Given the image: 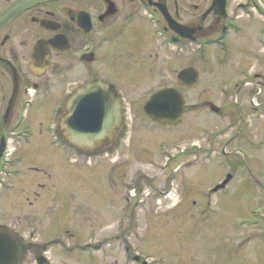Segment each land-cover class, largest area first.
Listing matches in <instances>:
<instances>
[{
    "label": "flooded vegetation",
    "instance_id": "flooded-vegetation-1",
    "mask_svg": "<svg viewBox=\"0 0 264 264\" xmlns=\"http://www.w3.org/2000/svg\"><path fill=\"white\" fill-rule=\"evenodd\" d=\"M184 28L190 30L193 42L182 38L181 34L186 33ZM199 43L223 45V59L232 77L219 90L223 111L230 118L221 135L226 136L238 124L234 134L237 138L253 124L255 132L258 131L256 134L259 133V144L264 147V0H0V199L9 194L11 187L6 180L16 174L14 166L21 161L19 156L29 151L34 142L60 155L72 152L93 156L96 163L103 156L127 154L128 122L133 120V116L128 118L127 111L134 113V108L142 109L154 92L174 87L162 81L157 85L153 83L155 88L150 89L156 76L164 80L168 75L170 81L176 83V74L183 67L182 54L189 55L185 66L192 67L198 58ZM233 47L239 50L236 62L231 58ZM106 70L123 75L125 83L121 85L114 79L102 77L106 76ZM97 79L109 83L115 90L120 99L121 116L113 138L90 151L66 142L59 122L66 114L70 94ZM158 85L162 86L156 87ZM142 117L149 128L172 127L153 122L145 115ZM154 139L155 145L158 139ZM229 140L232 139L227 138L225 145ZM195 146L196 143H190L179 150H173L172 146L167 154L161 148L158 153L151 148L155 152L152 155L157 154L156 164L160 169L169 170L161 185L143 179L140 185L143 189L138 190L131 179L128 180L130 162L138 161V156L146 149L140 145H135L132 159L109 168L104 185L110 188L111 197L115 202L119 198L121 203L133 204L131 215L127 214L125 205L121 208L124 211L118 218L121 233L115 237L126 253L130 250L128 240L137 230L131 224H134L133 214L139 209L138 204L146 205L149 197L155 204H165L181 193L195 194L191 184L186 189L178 185L179 168L172 166V162L180 160L182 163L187 159L182 164L192 167L197 160ZM229 160L226 158L221 166L232 172L239 164ZM110 162L119 161L116 158ZM118 166H123L125 171L118 172ZM118 174L123 179L118 180ZM141 176L152 178L151 173ZM232 178L213 191L221 181L216 182L207 193H202L203 196H227ZM101 183L102 180L95 197L103 195ZM46 192L51 193V190L46 189ZM239 194L240 186H237L232 196ZM39 196L36 191L33 197ZM179 202L180 197L174 207ZM80 215H102V212L92 214L85 209ZM190 218L195 219L194 215ZM145 223L148 222H143L146 227ZM156 236L165 241V236ZM26 247L33 251L34 260L41 255L42 264H50L45 246L33 243ZM23 248V244L20 245L21 251ZM130 258L136 263L149 258V264H154L149 254L136 252Z\"/></svg>",
    "mask_w": 264,
    "mask_h": 264
},
{
    "label": "rangeland",
    "instance_id": "rangeland-1",
    "mask_svg": "<svg viewBox=\"0 0 264 264\" xmlns=\"http://www.w3.org/2000/svg\"><path fill=\"white\" fill-rule=\"evenodd\" d=\"M221 50L211 46L200 51L193 65L199 74L198 85L192 90L180 88L185 103L180 123L171 128L152 129L143 122L141 109L134 108V113L131 109L127 111L128 118L133 116V120L128 122L130 145L127 154L103 156L98 163L92 158L90 164L83 166L84 157L80 155H60L34 142L24 155H15L21 157V161L15 163L16 174L6 180L11 189L6 198L0 199V224L5 230L14 232L25 248L20 253L18 264H36L33 251L26 250V246L45 240H55L50 249L47 247L50 264H134L128 259L133 251L149 254L154 264H264V147L255 145L260 137L253 124L237 138L234 134L238 124L226 136L217 135L221 125L225 126L230 119L222 109L219 90L232 78L220 57ZM239 56L238 47H233L232 61L239 60ZM188 62L189 55L182 54V66ZM105 74L102 77L114 79L121 85L125 83V77L117 72L106 70ZM170 78L166 75L163 80L156 76L150 89L155 88L153 83L157 85L162 81L177 87ZM159 86L162 85L156 87ZM206 100L219 108L218 114L209 111L205 106ZM155 137L158 140L154 145ZM227 138L232 140L225 148V159H238L243 169L238 161L239 167L232 172L221 166L224 158L219 156V146L225 147ZM191 141L198 145L197 160L192 167L182 164L187 159L182 163L180 160L172 162V166L179 168L178 185L186 189L191 184L195 194L187 196L181 193L179 196L178 193L180 202L173 208L172 203L179 197L165 204H155L149 197L146 205L138 204L139 209L135 213L140 219L131 224L137 230L128 240L130 250L125 255L115 240L121 233L118 217L123 215L121 208L124 205L127 214L131 215L133 204L121 203L118 197L115 202L111 197L110 188L104 185L109 168L112 164L113 167L125 164L122 160L132 159L135 145H140L146 149L140 153L138 161L130 162L128 180L131 179L138 190L143 179L161 185L169 170L160 169L156 164L157 154L152 155L154 151L151 148L158 153L159 142L170 146ZM209 145H214V151L209 150ZM237 145L245 149L233 152L238 149L234 148ZM69 158L71 160L68 161ZM116 158L119 162H110ZM258 160L260 165L256 163ZM117 168L118 172L125 171L123 166ZM226 171L233 175L227 196L204 197L202 193H207L206 189L218 182ZM142 173H151L152 178H143ZM117 179L123 178L118 174ZM98 180H102L103 195L95 197ZM237 186H240V194L233 197ZM45 187L51 193H47ZM36 191L40 194L37 199L33 197ZM226 197L229 198L224 201ZM85 209L92 214L102 212V215H80ZM122 219L126 227L125 217ZM143 222H148L146 227ZM141 234L146 236L142 238ZM158 234L161 238L165 236L164 242L158 239ZM87 242L90 246H84Z\"/></svg>",
    "mask_w": 264,
    "mask_h": 264
},
{
    "label": "water",
    "instance_id": "water-1",
    "mask_svg": "<svg viewBox=\"0 0 264 264\" xmlns=\"http://www.w3.org/2000/svg\"><path fill=\"white\" fill-rule=\"evenodd\" d=\"M177 80L186 87H192L197 83V73L192 68L183 69L177 74ZM182 106L179 94L168 89L150 99L144 111L154 120L174 123L181 115ZM210 107L214 108L212 105ZM66 109L67 114L61 120L60 128L75 146L95 149L109 140L119 125L118 100L108 84L100 80L77 89L68 100ZM18 253L15 238L0 231V264H15Z\"/></svg>",
    "mask_w": 264,
    "mask_h": 264
}]
</instances>
